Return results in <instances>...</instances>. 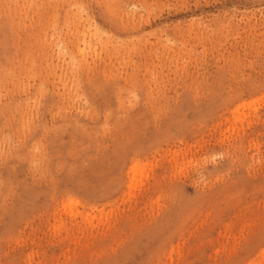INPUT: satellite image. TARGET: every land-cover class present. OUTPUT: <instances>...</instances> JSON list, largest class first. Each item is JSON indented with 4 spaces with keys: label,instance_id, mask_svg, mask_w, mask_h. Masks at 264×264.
Here are the masks:
<instances>
[{
    "label": "rangeland",
    "instance_id": "1",
    "mask_svg": "<svg viewBox=\"0 0 264 264\" xmlns=\"http://www.w3.org/2000/svg\"><path fill=\"white\" fill-rule=\"evenodd\" d=\"M0 264H264V0H0Z\"/></svg>",
    "mask_w": 264,
    "mask_h": 264
},
{
    "label": "bare ground",
    "instance_id": "2",
    "mask_svg": "<svg viewBox=\"0 0 264 264\" xmlns=\"http://www.w3.org/2000/svg\"><path fill=\"white\" fill-rule=\"evenodd\" d=\"M15 135V134H14ZM14 137V136H13ZM24 149V148H23ZM23 152V151H22ZM20 154V153H19ZM23 154V153H22Z\"/></svg>",
    "mask_w": 264,
    "mask_h": 264
}]
</instances>
